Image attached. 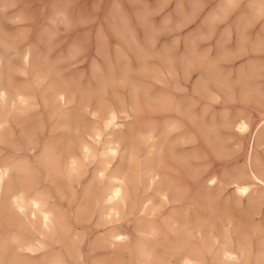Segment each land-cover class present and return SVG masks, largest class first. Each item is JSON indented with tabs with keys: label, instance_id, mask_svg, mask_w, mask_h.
<instances>
[{
	"label": "rangeland",
	"instance_id": "1",
	"mask_svg": "<svg viewBox=\"0 0 264 264\" xmlns=\"http://www.w3.org/2000/svg\"><path fill=\"white\" fill-rule=\"evenodd\" d=\"M228 1L0 0V87L12 102L0 111V166L11 168V184L26 196L39 194L59 223L38 253H26L20 240L34 239L39 228L29 229L0 197V264H182L194 252L196 264H217L223 247L241 254L235 264H264L263 192L240 199L233 189L248 181L251 132L264 121V0ZM20 94L27 106L15 99ZM122 108L130 118L112 169L122 167L132 187L117 222L101 215L99 159L84 160L79 148L89 142L96 149L88 136L102 130L108 111L121 117ZM239 119L249 122L248 134L235 132ZM254 158L263 169L264 145ZM70 159L79 172L70 171ZM150 163L167 201L148 185ZM113 231L127 234L123 246L107 242ZM141 246L152 254L147 259Z\"/></svg>",
	"mask_w": 264,
	"mask_h": 264
},
{
	"label": "bare ground",
	"instance_id": "2",
	"mask_svg": "<svg viewBox=\"0 0 264 264\" xmlns=\"http://www.w3.org/2000/svg\"><path fill=\"white\" fill-rule=\"evenodd\" d=\"M228 1V0H227ZM232 1V0H231ZM229 2V1H228ZM233 2V1H232ZM231 4V3H230ZM227 5V4H226ZM259 5V4H258ZM262 9V8H261ZM260 12V11H259ZM258 13V12H257ZM263 13V12H262ZM63 15V14H62ZM61 17V16H60ZM62 20L63 17H62ZM65 23V22H64ZM32 50V49H31ZM25 51V50H24ZM36 56V54H35ZM23 58V56H22ZM25 62H23L24 64L27 63V65L32 61V54L31 52H26L24 54V58H23ZM35 59V57H34ZM37 59V58H36ZM36 61V60H35ZM3 63V60L2 58L0 57V65H2ZM30 65V64H29ZM32 65H33V62H32ZM26 66V65H25ZM24 66V67H25ZM5 67V66H4ZM31 67V65L29 66ZM32 69V68H31ZM5 70V69H4ZM1 73H4V72H1ZM3 75V74H2ZM1 84V83H0ZM6 85L7 87V83L4 84V86ZM12 86V85H11ZM10 86V88H11ZM17 88V87H16ZM25 88V87H24ZM19 89V88H17ZM55 89V88H54ZM11 91V90H10ZM52 91V90H51ZM14 92H16L14 90ZM25 92V90H24ZM50 92V91H49ZM14 94V93H13ZM18 94V93H17ZM16 94V95H17ZM23 94V93H22ZM27 94V93H25ZM31 94V93H30ZM50 94V93H49ZM24 95L20 96L18 95L17 98V102L19 103V105H26L27 101L24 100V98L22 99ZM53 96V95H52ZM54 99H58L62 102L65 101V95L63 92H56L55 95H54ZM15 97V96H14ZM35 97V96H34ZM12 98V97H11ZM30 98H31V95H30ZM50 99V98H49ZM137 99V98H136ZM13 101V100H12ZM68 101V100H67ZM66 101V102H67ZM35 102V101H34ZM54 102V101H53ZM66 102L64 103V105L66 104ZM11 99H10V95H9V92L6 88L4 87H0V111H4V109H7V108H10L11 107ZM59 103V102H58ZM51 104V103H50ZM36 105V104H35ZM15 106V105H14ZM27 106V105H26ZM58 106V105H57ZM69 106V105H68ZM52 107V106H51ZM59 107V106H58ZM13 108V107H12ZM11 108V109H12ZM20 108V107H19ZM22 108V107H21ZM29 108V107H28ZM56 108V107H55ZM54 108V109H55ZM132 108V107H131ZM135 108V107H134ZM10 109V110H11ZM26 109V108H25ZM25 109H23L25 111ZM123 111L124 108H122ZM126 109V108H125ZM264 109V108H263ZM9 110V109H8ZM28 110V109H27ZM62 110V109H61ZM114 110H117L118 109H114ZM18 111V110H17ZM22 111V112H24ZM56 111V110H54ZM59 111V110H58ZM122 113V116H118V114L114 111H108L106 113V115H104V118L102 119L101 121V125H102V130H96L94 131L91 135L88 136L89 140L91 143L95 144L96 146V149H94L91 144L89 142H86V143H83L81 144V147L79 149H81L80 153H82V157L84 158V160L86 161H95L96 159H99V164L97 166V168H95V177L98 178L99 180L101 181H105L106 182V187L102 190L100 194V196L98 197V202H100L101 204H103V209L104 211L102 212V216L103 218H108V219H115L117 220V222H119L122 218V215H123V212H124V209L127 207L128 205V199H129V188L132 187L131 186V181L129 178H127L126 176H124V172L121 171V168H117V169H112L113 168V162L116 161L119 157H121V142L125 139L126 135L122 134V127H123V124H122V121L124 120H129L130 116L126 114V111ZM135 109L130 112L134 113ZM139 111V110H138ZM12 112V111H10ZM7 113V111H6ZM67 113V112H66ZM89 113V112H88ZM138 113V112H137ZM62 114V113H61ZM70 114V113H69ZM179 114V113H178ZM3 115V114H2ZM120 115V114H119ZM133 115V114H132ZM97 116V115H96ZM124 116V117H123ZM137 116V114H136ZM71 117V116H70ZM93 117V116H92ZM100 117V116H99ZM123 117V118H122ZM133 117V116H132ZM131 117V118H132ZM63 118V117H62ZM98 118V117H97ZM65 119V118H64ZM67 119V118H66ZM238 119V118H237ZM1 120V119H0ZM4 121V118L2 119ZM94 119H92L93 121ZM125 121V122H126ZM2 121L0 122V130L3 126H6L5 123L4 125L2 126ZM96 123V122H95ZM264 123L261 122L259 123L255 128L254 130L251 132V141H250V145H249V153H248V160H247V166H246V173H245V176L247 177L248 181L244 183L243 182H240V183H233V189H234V193L237 195L238 198H249L250 196H252L254 193H255V189H260L263 193H264V168L262 169L260 166V162L259 160H255V158L252 160L251 159V155L253 152H255L257 149L261 148L263 145H264V128L261 132H259V128L261 127V125ZM130 124V122H129ZM165 124V123H164ZM61 125V124H60ZM64 125V123H63ZM168 125V124H167ZM233 125V124H232ZM165 127V126H164ZM167 127V126H166ZM155 128V127H154ZM169 128V127H168ZM4 129V128H3ZM98 129V128H97ZM148 128H146L147 130ZM156 129V128H155ZM234 130L235 132L239 133V134H248L249 133V122L245 121V120H240L238 122H235L234 124ZM91 132V130H90ZM155 132V130H154ZM89 133V132H88ZM2 135V134H1ZM87 136V134H85ZM84 135V136H85ZM85 136V137H86ZM156 136V135H155ZM157 138V136H156ZM2 139V138H1ZM0 139V141H1ZM83 139V137H82ZM85 140H87L85 138ZM85 142V141H84ZM80 145V144H79ZM77 145V146H79ZM94 146V147H95ZM136 148V147H135ZM153 148V147H152ZM124 150V148H123ZM137 150V149H136ZM150 151V150H149ZM30 152V151H29ZM126 152V151H125ZM123 152V154L125 153ZM45 153H48V151H45ZM132 153V152H131ZM152 153H153V150H152ZM130 155V153H128ZM151 154V152H150ZM128 155V156H129ZM134 155V154H133ZM132 155V156H133ZM73 156V154H72ZM127 156V155H125ZM124 156V157H125ZM127 156V157H128ZM158 156V154H157ZM52 157H53V154H52ZM126 157V158H127ZM48 158V157H47ZM46 158V159H47ZM66 158V157H65ZM68 158V157H67ZM133 158V157H132ZM41 159V158H39ZM50 159V158H48ZM81 159V158H80ZM124 159V158H123ZM122 159V160H123ZM135 159V158H134ZM152 159V158H151ZM22 160V159H21ZM42 160V159H41ZM52 160V159H50ZM50 160H47V161H50ZM64 160V159H63ZM76 160V158H75ZM75 160L70 159V163L68 162V168L70 167V171H77L79 172L81 170V165H80V162L77 163V161L75 162ZM139 160V158H138ZM146 160H147V157H146ZM153 160V159H152ZM46 161V160H45ZM59 161V160H58ZM85 161V162H86ZM154 161V160H153ZM15 162V161H14ZM42 162V161H41ZM63 162V161H62ZM119 162V161H118ZM138 162V161H137ZM157 162H159L157 160ZM156 162V163H157ZM18 163V162H17ZM39 163V162H38ZM45 163V162H44ZM87 163V162H86ZM97 163V161H96ZM149 163V162H148ZM0 164H3V163H0ZM12 164V163H11ZM16 164V163H15ZM52 164V163H50ZM66 164V163H65ZM94 164V163H92ZM116 164V163H115ZM161 164V163H160ZM7 165V163H6ZM58 165V164H57ZM95 165V164H94ZM155 165V164H154ZM152 163L150 164H146L143 171H144V174L146 176V179H147V182H148V185L150 187H155V191L156 193L158 194L159 198L162 200V201H167V194L165 193L166 192V189L165 187L163 186V184H160L158 185V181L160 179L159 177V173H157L155 171V167ZM157 165V164H156ZM159 165V164H158ZM15 166V165H14ZM28 166V165H26ZM54 166V165H53ZM117 166V165H116ZM139 166V165H137ZM141 166V165H140ZM12 167V166H11ZM59 167V166H58ZM85 167V166H84ZM83 167V168H84ZM118 167V166H117ZM132 167V166H131ZM15 168V167H14ZM18 168V167H17ZM16 168V170H18ZM27 168V167H26ZM139 168V167H138ZM158 168V167H157ZM156 168V169H157ZM161 168V167H160ZM23 169V168H22ZM44 169V168H43ZM56 169V168H55ZM60 169V167H59ZM140 169V168H139ZM159 169V168H158ZM21 170V169H20ZM141 170V169H140ZM30 171V170H29ZM51 171V170H50ZM139 171V170H138ZM143 171L141 173H143ZM158 171V170H157ZM10 172H11V168L7 167V166H0V197H3V200L4 202H7L9 203L11 209L16 212L18 215L22 216L25 220H27L28 222H30L31 226L28 227L29 229L32 228L33 230H37V226L39 228V233H37V237H35L34 239L32 240H25V241H22L20 240L21 242L19 243L18 247L25 250L26 253H38V249L42 246L43 244V240L47 238V236L49 234H51L57 227V224H59L57 222V214L55 215L54 211L51 210L50 208H48V206H46V203L45 201H43V199H41L37 194V196H26V194H24L23 192H21V190H18L13 184H11L10 182ZM15 173V172H14ZM92 173V172H91ZM24 174V173H23ZM50 174V173H49ZM82 174V173H80ZM25 175V174H24ZM136 176V175H135ZM243 176V177H245ZM83 177L80 175V178ZM242 177V180L244 179ZM79 178V179H80ZM92 178V177H91ZM137 178V177H136ZM139 178V177H138ZM164 178V177H163ZM166 178V177H165ZM241 178V177H239ZM26 179V178H25ZM72 179V178H71ZM97 179V180H98ZM133 179V178H132ZM237 179V178H236ZM246 179V178H245ZM246 179V180H247ZM67 180V179H66ZM136 180V179H135ZM168 180V179H167ZM167 180H164L165 182ZM241 180V179H240ZM241 180V181H242ZM138 181V180H137ZM136 181V182H137ZM145 181V180H144ZM238 181V180H237ZM23 182V181H22ZM74 182V181H73ZM91 182V181H90ZM143 182V181H142ZM169 182V181H168ZM231 182V181H230ZM235 182V181H234ZM32 184V183H31ZM101 184V183H99ZM172 184V183H171ZM170 184V185H171ZM218 184V180L215 178V177H212L210 179H208V185L209 186H216ZM23 185V184H22ZM158 185V186H156ZM205 185V184H204ZM221 185V184H220ZM18 187V186H17ZM28 187V186H27ZM104 187V186H103ZM143 187V186H142ZM168 187V186H167ZM204 187V186H202ZM220 187V186H218ZM24 188V187H23ZM89 188V186H88ZM93 188V187H92ZM176 188V187H174ZM215 188V187H214ZM132 189V188H131ZM134 189V188H133ZM170 189V188H169ZM172 189V188H171ZM170 189V190H171ZM29 190V188L27 189ZM175 191H172V192H176L177 189H174ZM87 191V190H86ZM91 191V190H90ZM151 191V190H150ZM89 192V191H88ZM170 192V191H169ZM42 193V192H41ZM91 193V192H90ZM144 193V192H143ZM150 193V192H149ZM178 193V191L176 192ZM260 193V192H259ZM263 193H261L262 195H264ZM88 194V193H87ZM152 194V192H151ZM156 194V195H157ZM169 194V193H168ZM171 194V193H170ZM145 195V194H144ZM173 195V193H172ZM171 195V196H172ZM177 195V194H176ZM257 195V194H256ZM140 196V195H139ZM170 196V197H171ZM234 196V195H233ZM258 196V195H257ZM131 197H132V194H131ZM130 197V199H131ZM173 197V196H172ZM236 197V196H235ZM236 197V199H237ZM254 197V195H253ZM158 198V197H157ZM252 198V197H251ZM259 198V197H258ZM257 198V199H258ZM46 199V198H45ZM48 199V198H47ZM82 199H83V196H82ZM84 199L85 196H84ZM137 199V198H136ZM135 199V200H136ZM144 199V198H143ZM142 199V200H143ZM154 198H152L153 200ZM253 199V198H252ZM260 199V198H259ZM49 200V199H48ZM88 200V199H87ZM90 200V198H89ZM88 200V201H89ZM148 201L145 202V204H147L149 202V198L147 199ZM172 200V199H170ZM254 200V199H253ZM256 200V199H255ZM254 200V201H255ZM263 200V198H262ZM2 201V200H1ZM0 201V202H1ZM249 201V199H248ZM258 201V200H257ZM256 201V202H257ZM48 202V201H46ZM84 202V201H82ZM171 202V201H170ZM97 203V202H96ZM163 203V202H162ZM91 204V203H90ZM100 204V205H101ZM132 204V203H131ZM171 204V203H169ZM253 204V202H252ZM99 204H97V207H98ZM149 205V204H148ZM168 205V204H167ZM86 206V205H85ZM150 206V205H149ZM154 206L151 207V209L153 208ZM163 207H164V204H163ZM80 208V207H79ZM94 208V207H93ZM102 208V207H101ZM150 208V207H149ZM4 209V208H3ZM96 209V207L94 208ZM154 209V208H153ZM7 210V209H6ZM4 209V211H6ZM78 210V209H77ZM101 210V209H100ZM155 210V209H154ZM99 211V210H98ZM139 211V210H138ZM8 212V211H7ZM86 212V211H85ZM126 212V211H125ZM58 213V212H57ZM74 213V212H73ZM100 213V212H98ZM128 214V213H127ZM136 214V213H135ZM7 215V214H6ZM177 215V214H176ZM88 216V215H87ZM136 216V215H135ZM178 216V215H177ZM59 217H62V216H59ZM58 217V218H59ZM176 217V216H175ZM16 218V217H15ZM98 218V217H97ZM12 219V218H11ZM100 219V218H99ZM102 219V218H101ZM16 220V219H14ZM82 220V218L80 219ZM103 221V220H102ZM12 222V221H10ZM9 222V223H10ZM4 224V222H2ZM18 223V222H17ZM61 225L59 226V228L62 226V221H60ZM173 223V222H172ZM6 224V222H5ZM20 224V223H19ZM28 223H26L27 225ZM130 224V223H129ZM2 225V224H1ZM9 225V224H8ZM17 225V224H16ZM21 225V224H20ZM64 225V224H63ZM24 226V225H22ZM21 226V227H22ZM174 226V225H173ZM19 227V226H18ZM64 227V226H62ZM69 227V226H68ZM147 227V226H146ZM162 226H160L161 228ZM27 228V227H26ZM24 227V230L26 229ZM58 228V227H57ZM165 228V227H164ZM21 229V228H20ZM150 231L152 232H155L156 230L151 227L149 228ZM22 230V229H21ZM23 230V231H24ZM27 230V229H26ZM25 230V231H26ZM147 230V229H146ZM24 231V232H25ZM17 232H20V230L18 229ZM27 232V231H26ZM158 232V231H157ZM260 232V231H259ZM7 233V232H5ZM22 233V231H21ZM29 233V232H28ZM151 233V232H150ZM167 233V232H166ZM1 234V232H0ZM16 234V232H15ZM18 234V233H17ZM16 234V235H17ZM23 234V233H22ZM31 234V233H30ZM160 234V233H158ZM157 234V235H158ZM230 234V233H229ZM68 236V235H66ZM160 236V235H159ZM162 236V235H161ZM160 236V238H161ZM166 236V235H165ZM219 236V235H218ZM227 236V235H225ZM2 239L4 238V236H1ZM9 237V236H8ZM13 237V236H12ZM22 237V236H21ZM29 237V236H27ZM33 237V235H32ZM155 237V236H153ZM14 238V237H13ZM51 238V237H50ZM66 238V237H65ZM64 238V239H65ZM69 238V237H67ZM150 238V236H149ZM158 238V236H157ZM156 238V239H157ZM159 238V239H160ZM225 238V237H224ZM5 239V238H4ZM8 239V238H6ZM16 239V237L14 238ZM13 239V240H14ZM127 239H128V236L127 234L121 232V231H113L111 232L108 236H107V242H109L111 245H121L123 246L126 242H127ZM154 239V238H153ZM11 240V239H9ZM70 240V239H69ZM68 240V241H69ZM5 241V240H4ZM7 241V240H6ZM62 241V239H61ZM67 241V242H68ZM154 241V240H153ZM156 241V240H155ZM178 241V240H177ZM185 241V240H184ZM182 241V242H184ZM11 242V241H10ZM70 242V241H69ZM225 242V241H224ZM244 242V240H243ZM251 241H249L250 243ZM177 243V242H176ZM175 243V245H176ZM227 243H228V240H227ZM4 244L3 243V248H5L7 245H5L4 247ZM12 244H13V241H12ZM17 244V243H15ZM57 244V243H56ZM55 244V245H56ZM67 244V243H66ZM72 244V243H71ZM154 244V242H153ZM233 244V243H232ZM108 245V244H107ZM138 245V244H137ZM222 245V244H221ZM250 245V244H249ZM11 246V245H10ZM70 246V245H69ZM152 246V245H151ZM155 246V244H154ZM233 246V245H232ZM242 246V245H241ZM14 247V246H12ZM17 247V248H18ZM46 247V246H45ZM112 247V246H111ZM116 247V246H115ZM126 247V246H125ZM129 247V246H128ZM128 247H126L128 249ZM177 247V246H176ZM243 247V246H242ZM18 248V249H19ZM73 248V247H72ZM102 248V247H101ZM104 248V247H103ZM148 247L146 246H141L140 247V252H141V255L143 256V258L147 259L148 258V252H147V249ZM151 248V247H149ZM214 249V247H212ZM236 248V247H234ZM43 249V248H42ZM117 249V248H116ZM178 249V248H177ZM212 249V250H213ZM247 249V248H245ZM243 249V250H245ZM252 249V248H251ZM68 250V249H67ZM120 250V249H119ZM180 250V249H179ZM235 250V249H233ZM231 248L229 247H223L220 251H219V254H218V258L216 260H218V263L219 264H235L236 262L240 261L239 260V257H238V253L233 251ZM256 250V249H255ZM3 251V249H2ZM15 251V249H14ZM44 251V250H43ZM42 251V252H43ZM56 251V250H55ZM129 251V250H128ZM152 251V250H151ZM150 251V253H151ZM238 251V249H237ZM246 251V250H245ZM252 251V250H251ZM4 252V251H3ZM2 252V253H3ZM11 252V251H10ZM9 252V254H11ZM13 252V251H12ZM24 252V251H23ZM68 252V251H67ZM118 252V251H117ZM243 252V251H242ZM254 252V251H253ZM15 255H16V251L14 252ZM13 253V254H14ZM25 253V254H26ZM129 253V252H128ZM246 253V252H245ZM250 253V252H249ZM19 254V253H18ZM47 254V253H46ZM112 254H113V251H112ZM185 254V253H184ZM206 254V253H205ZM208 254V253H207ZM244 254V253H243ZM247 254V253H246ZM3 255V254H2ZM52 255V254H51ZM56 255V254H55ZM118 255V254H117ZM149 255H152V254H149ZM177 255V254H176ZM245 255V254H244ZM248 255V254H247ZM250 255V254H249ZM259 255V254H258ZM6 256H7V253H6ZM5 256V257H6ZM11 256V255H10ZM25 256V255H24ZM30 256V254H29ZM32 256V255H31ZM30 256V257H31ZM59 256V255H58ZM112 256V255H110ZM122 256V255H121ZM131 256V255H130ZM140 256V254H139ZM161 256V255H159ZM178 256V255H177ZM185 256V255H184ZM200 256V252H194L192 253V255L190 257H183L182 258V264H196V261H197V258ZM243 256V255H242ZM8 257V256H7ZM12 257V256H11ZM113 257V256H112ZM153 257V256H152ZM157 257V256H156ZM181 257V256H180ZM214 258H216L214 255H213ZM246 257V256H245ZM258 257V256H256ZM14 258V257H13ZM17 258V257H15ZM19 258V257H18ZM73 258V257H72ZM140 258V257H139ZM142 258V259H143ZM162 258V257H161ZM177 258V257H176ZM243 258V257H242ZM249 258V256H248ZM246 258V259H248ZM1 259V258H0ZM7 259V258H6ZM143 259V260H144ZM167 259V258H165ZM181 259V258H179ZM213 259V258H212ZM65 260V259H64ZM158 260V259H157ZM215 260V261H216ZM251 260H255V259H251ZM109 261V260H108ZM180 261V260H178ZM214 261V262H215ZM52 262V261H51ZM61 262V261H60ZM64 262V261H63ZM62 262V263H63ZM104 262V261H103ZM148 262H150L148 260ZM59 263V262H58ZM65 263V262H64ZM105 263V262H104ZM152 263V262H151ZM161 263V262H160ZM217 263V264H218ZM240 263V262H239ZM245 263V262H244ZM250 263V262H248ZM3 264V262H2ZM55 264V263H54ZM106 264V263H105ZM238 264V263H237ZM242 264V263H241ZM251 264V263H250ZM255 264V263H254ZM262 264V263H261Z\"/></svg>",
	"mask_w": 264,
	"mask_h": 264
}]
</instances>
